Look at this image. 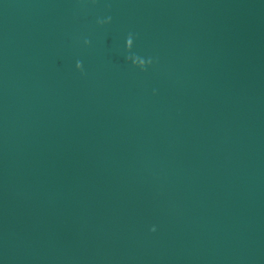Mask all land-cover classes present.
Here are the masks:
<instances>
[{"label":"water","instance_id":"obj_1","mask_svg":"<svg viewBox=\"0 0 264 264\" xmlns=\"http://www.w3.org/2000/svg\"><path fill=\"white\" fill-rule=\"evenodd\" d=\"M0 264H264V0H0Z\"/></svg>","mask_w":264,"mask_h":264},{"label":"clouds","instance_id":"obj_2","mask_svg":"<svg viewBox=\"0 0 264 264\" xmlns=\"http://www.w3.org/2000/svg\"><path fill=\"white\" fill-rule=\"evenodd\" d=\"M111 19L112 18L109 16L106 19L98 20L97 23L100 25H104V24L110 23ZM133 42H134L133 34L129 33V35L127 36L126 41H125V49L129 53V55L126 57V59L129 60L134 67H137L141 71H144L147 69L148 66H150L153 63V60L151 57L145 59L139 55L131 54V50L133 48ZM84 43L89 44L90 41L85 40ZM76 68L78 70L83 71V64L81 61L76 62ZM150 230L155 232L156 227L153 226Z\"/></svg>","mask_w":264,"mask_h":264}]
</instances>
